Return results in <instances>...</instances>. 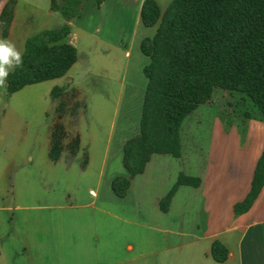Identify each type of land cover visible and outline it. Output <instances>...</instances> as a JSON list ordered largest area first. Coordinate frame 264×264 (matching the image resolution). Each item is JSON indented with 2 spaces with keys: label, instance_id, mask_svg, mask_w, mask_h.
Returning a JSON list of instances; mask_svg holds the SVG:
<instances>
[{
  "label": "rangeland",
  "instance_id": "1",
  "mask_svg": "<svg viewBox=\"0 0 264 264\" xmlns=\"http://www.w3.org/2000/svg\"><path fill=\"white\" fill-rule=\"evenodd\" d=\"M142 1L103 0L98 5L97 0H87L80 17L71 22L78 64L63 78L26 86L11 96L7 95L6 88H0V123L5 133L10 131V134H2L0 161L15 163L16 180L23 176L21 174H28L34 194L49 202H65L80 212L75 221L65 219L66 225L75 223L81 230L95 227L106 235V240L120 247L126 233H137L145 238L152 234L163 235L152 226L200 234L205 214L198 192L193 188L180 190L168 214L160 211L157 197L170 190L176 180L174 174L181 167L190 175L196 174L198 156L208 152L217 116L232 119L243 132L247 130V123L243 124L241 117L246 115L252 117L255 125H264L247 96L216 89L211 102L200 105L182 124L180 139L186 162L182 164L177 158L156 155L147 173L135 177L124 198L113 195L112 180L124 176L125 172L122 153L111 157L113 143L108 137L119 130L123 118L128 120L129 127H137L138 132L147 80L136 56L148 63V58L141 54L140 43L156 31V26L144 27L139 19ZM156 1L163 13L172 0ZM50 5L51 0L18 2L19 14L31 18L34 26L28 36L58 28L66 22L60 14L50 10ZM68 77L72 78V83ZM55 87L62 88L63 92L54 101L51 92ZM60 103L63 109L58 111ZM5 117L12 121L6 122ZM55 123L63 125L66 137L63 154L57 162H52L48 152ZM75 126L82 136L83 146L94 136L100 145L108 144L110 159L106 168L101 169L96 160L89 162L90 155L82 146L70 157L67 147L76 135L72 133ZM167 241L186 244L190 239L171 235Z\"/></svg>",
  "mask_w": 264,
  "mask_h": 264
},
{
  "label": "trees",
  "instance_id": "2",
  "mask_svg": "<svg viewBox=\"0 0 264 264\" xmlns=\"http://www.w3.org/2000/svg\"><path fill=\"white\" fill-rule=\"evenodd\" d=\"M87 0H51L50 10L66 21L61 27L43 30L26 39L23 64L7 80L8 96L26 86L62 78L77 61L75 47L66 42L69 21L79 17ZM103 0H97L100 5ZM6 22L7 38L12 21V3L0 14ZM144 27L156 26L151 38L140 43L149 59L143 68L147 80L139 133L123 146L122 165L126 176L112 180L111 190L124 198L133 178L141 175L153 155L180 158V131L184 120L200 105L209 104L214 90L247 96L264 122V0H172L162 13L155 0H144L140 8ZM62 88L52 89L55 101ZM58 111L63 104H58ZM75 115V113H74ZM250 117V115H246ZM66 132L55 123L50 133L48 157L57 162L64 152ZM80 148L75 135L67 149L74 157ZM198 177L180 173L160 200L166 213L181 186L197 188ZM264 187V148L258 158L245 198L233 206L234 215L250 210ZM210 257L217 263L228 259L227 249L213 241Z\"/></svg>",
  "mask_w": 264,
  "mask_h": 264
},
{
  "label": "crops",
  "instance_id": "3",
  "mask_svg": "<svg viewBox=\"0 0 264 264\" xmlns=\"http://www.w3.org/2000/svg\"><path fill=\"white\" fill-rule=\"evenodd\" d=\"M19 1L25 0H0V14L5 5L11 2L12 21L7 39L12 40L23 53L25 41L31 37L28 33L34 26L31 18H24L19 14ZM73 19L69 21L70 28ZM75 40V34L71 30L66 42L75 47ZM126 56L130 58L128 52ZM136 58L143 71L149 61L145 64L143 59ZM78 62L77 52V61L73 66ZM68 79L69 83L73 82L72 78ZM8 118L5 117L6 122ZM232 118L240 120L237 116ZM241 118L243 124L247 123V130L244 132L236 127L232 119L225 120L220 115L217 116L214 121L215 130L210 135L208 152L204 156H198L196 174L190 175L182 167L174 174L176 179L180 173L198 177L200 185L197 188L181 186L164 214L170 212L180 190L193 188L200 195L205 214V223L200 234L152 226V229L163 235L152 234L145 238L137 233H126L120 247L106 240V235L95 227L87 226L81 230L75 227V223L66 225L65 219L75 221L80 212L65 202H49L48 199L34 194L30 189L31 180L28 179V174H21L23 176L16 180L13 176L15 163L0 161V264H264V187L248 212L242 215L233 213V206L241 202L249 192L256 162L264 148V125H255L252 117ZM11 121L10 118L8 122ZM127 122L123 118L119 130L108 137V141L113 143L111 157H119L120 153L123 156L124 144L139 133L137 127H129ZM2 126L0 123V141L2 134H10V131L5 133ZM72 133L79 136L80 146L87 149L89 162L96 160L101 169L109 165L108 144L100 145L94 136L92 141L89 138L86 146H83L82 136L76 126ZM154 156L156 155L151 157L144 172L138 176L147 173ZM177 159L182 164L186 162L183 147L182 155ZM134 179L131 180L129 190ZM164 196L157 197L158 207ZM171 235L186 236L190 241L186 244H170L167 239ZM216 240L228 251V259L223 263L215 262L209 254L210 246Z\"/></svg>",
  "mask_w": 264,
  "mask_h": 264
},
{
  "label": "clouds",
  "instance_id": "4",
  "mask_svg": "<svg viewBox=\"0 0 264 264\" xmlns=\"http://www.w3.org/2000/svg\"><path fill=\"white\" fill-rule=\"evenodd\" d=\"M6 22L0 21V88L7 87V80L23 64V53L16 44L2 36Z\"/></svg>",
  "mask_w": 264,
  "mask_h": 264
}]
</instances>
